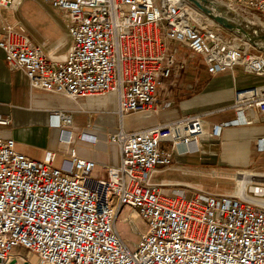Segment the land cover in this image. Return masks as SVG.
Masks as SVG:
<instances>
[{
	"label": "built area",
	"instance_id": "2783aa9c",
	"mask_svg": "<svg viewBox=\"0 0 264 264\" xmlns=\"http://www.w3.org/2000/svg\"><path fill=\"white\" fill-rule=\"evenodd\" d=\"M216 1L264 19V0ZM28 2L66 16L65 59L45 52L26 19ZM172 43L200 59L209 76L241 69L264 79V51L191 0H0V49L10 71L22 72L31 89L72 101L115 95L117 127L107 140L120 153L119 165L95 178V161L76 151L56 166V154L37 162L0 137V264H32V254L37 264H264V187L210 193L155 181L161 168L183 170L181 161L224 129L264 116V82L236 88L229 104L206 112L130 126L133 115L148 120L173 106L159 95L187 64L170 51ZM51 118L61 142L77 136L72 114ZM9 123L0 117V125ZM80 138L95 141L87 133ZM124 210V221L145 225L135 248L119 230Z\"/></svg>",
	"mask_w": 264,
	"mask_h": 264
},
{
	"label": "crops",
	"instance_id": "0c3cea01",
	"mask_svg": "<svg viewBox=\"0 0 264 264\" xmlns=\"http://www.w3.org/2000/svg\"><path fill=\"white\" fill-rule=\"evenodd\" d=\"M42 10L45 11L47 18L56 17L55 9L48 6L39 7V12ZM63 36L66 40V35L63 34ZM65 40L56 38V50H48V55L51 58H66L69 48L65 54L55 56L62 49ZM180 50L176 44H171L170 51L177 52L179 54L178 59L184 61L187 68L189 62L197 57L187 51L179 53ZM184 70L176 73L172 79L171 86L174 87L162 89L160 92V101L162 103L172 102L173 106L171 108L161 111L158 116L148 120L143 115L138 114V117H130L129 123L138 122L144 123V125H152L174 120L186 114L206 112L229 104L233 99L236 88L255 86L264 82L261 77L243 74L241 69H237L234 73L226 72L217 76H209L205 72L203 64L200 71H193L194 74L192 75L194 77L192 82L189 83ZM194 81L195 83L198 81V87L194 85ZM111 96L113 94H109L108 99L89 98L83 107L105 109ZM81 110H83L81 106H77L65 96L31 89L28 79L22 72L10 71L5 61L4 52L0 49V117L10 121L8 125H0V137L14 139L17 143V150L37 162L45 161L52 153L56 154L54 161L56 166H59L72 151H76L80 157L95 161L96 168L93 171V176L102 178L106 176L108 167H116L120 163L118 147L111 145L107 140L108 134L114 128L105 133L101 126L95 122V117H91L86 123L82 124L74 119L73 130L77 136L70 143H63L59 140L60 129L53 124L51 118L52 113L55 111L73 115L83 113ZM253 121L250 125L226 128L219 140L202 143V152L199 153L202 155L200 157H215L217 155L219 149L210 145L213 142L220 141V150L224 151L231 148L238 141H247L248 145L250 143L254 147L253 150H249L248 146L242 144L238 147L236 153L221 151V161L235 167L247 168L255 164L256 157H260V161L256 165L264 166V116L256 113ZM84 133L95 137V141L82 140L80 136ZM189 159L190 157L186 160ZM197 159L199 162L203 161H200L199 157ZM186 160L181 161V163ZM164 172H169V169L161 168L159 171V173ZM239 172H243L239 176L243 178V184L241 185L242 189L237 192H245L251 182L264 181V174L244 172V170ZM164 180L174 182L170 179ZM210 192L218 193L216 190Z\"/></svg>",
	"mask_w": 264,
	"mask_h": 264
},
{
	"label": "rangeland",
	"instance_id": "374dc122",
	"mask_svg": "<svg viewBox=\"0 0 264 264\" xmlns=\"http://www.w3.org/2000/svg\"><path fill=\"white\" fill-rule=\"evenodd\" d=\"M39 7H44V5L35 2H28L25 5V9L26 11H28V15L25 16L29 25L33 27V29H35L34 34L37 37L44 38V41L46 42L45 52L47 54H48V50L51 51L56 50L57 48L56 47L57 44L55 42L56 38H60L61 40L64 41L65 38L63 34L66 35L67 39L63 43L62 49L60 50V52L55 54V56H60L62 54H65L66 50L70 47L71 44L66 31V24H67L66 16L58 10H54L56 17L47 18L45 11L42 10L39 12ZM41 14L42 15L45 14V16L42 17ZM250 19L252 23L258 21L256 24H258L259 27L264 28V24H263L264 19L261 20L263 23L253 18ZM189 63L190 64L184 70V73L186 75L187 81L191 83L194 77V75H192L194 74L193 71H197V70L200 71L201 67L203 66V63L197 58L191 60V62ZM192 67H194L195 69H193ZM195 84L196 83L194 81V85ZM72 102L75 103L77 106H81L83 109L81 110L83 113L73 114L76 122H79L81 124L86 123L91 117H95V122L101 126L102 130L105 131V133H107L112 128L115 129L117 127V118L116 115L114 114V109L116 105L115 95L109 98V104L105 109L84 108L83 106L88 102V99H79L77 101H72ZM138 116L139 115H133L131 117L135 118ZM135 125L136 123L135 124L130 123V126L132 127H134ZM219 143L220 141L213 142L212 144H210L212 147L219 149L215 157L203 156L201 158L200 156L202 154L191 156L189 160H186L181 163V165L185 166L183 170L176 172L169 169V172L167 173L164 172L157 174L155 177V181L162 179H170L174 181L173 182L174 184L181 185L180 186L181 188H186L190 186L192 187L193 190L196 191L203 190L210 192L216 190L218 191V193H234L242 189L241 185L243 184L242 181L243 178L235 176V174L238 175L239 171L244 170V172H258L260 174H264V166L256 165V163L260 161V157H256L255 164L247 168L235 167L229 163L221 161L222 152L236 153L238 147L241 146L242 144L248 146L249 150H253L254 147L250 143L248 145L247 141H238L234 143L231 146V148H228V150H224V151L220 150L221 144ZM198 157L200 161L201 160L203 161L199 162L198 159L196 160V158ZM254 185L256 187H264V183H261L259 181L257 183H254ZM128 215H129V210H124V212L120 217L121 220L118 223L119 230L123 238L128 243V245L131 248H135L136 244L139 242L141 233L145 230V225L138 218H134L130 222L124 221L123 219L125 217H128ZM15 251L17 255L26 258L27 251L25 249H17ZM29 261L32 264H37L39 259L36 255L32 254L30 256Z\"/></svg>",
	"mask_w": 264,
	"mask_h": 264
},
{
	"label": "water",
	"instance_id": "95a60500",
	"mask_svg": "<svg viewBox=\"0 0 264 264\" xmlns=\"http://www.w3.org/2000/svg\"><path fill=\"white\" fill-rule=\"evenodd\" d=\"M191 2L223 28L244 37L255 47L264 51V43L249 32L248 24L243 21L244 17L216 0H191Z\"/></svg>",
	"mask_w": 264,
	"mask_h": 264
},
{
	"label": "bare ground",
	"instance_id": "6f19581e",
	"mask_svg": "<svg viewBox=\"0 0 264 264\" xmlns=\"http://www.w3.org/2000/svg\"><path fill=\"white\" fill-rule=\"evenodd\" d=\"M256 20H259V19H256ZM243 21H245L248 24V26L250 28L249 32L253 35V37H255L256 39H259L260 41H262L264 43V28L259 27V25L256 24L258 21L255 22V23H252L250 18H244ZM259 21L261 23H263L261 20H259ZM141 115H143L145 117V119L148 117V115H145V114H141ZM241 173H243V172L238 173L237 177H239ZM259 182L264 183V181H259ZM252 183H257V182L249 183V185H248V187H247L245 192H247L248 190L255 191L257 189L255 185L254 186H250ZM258 189H260V188L258 187ZM261 190L264 193V188L261 189Z\"/></svg>",
	"mask_w": 264,
	"mask_h": 264
}]
</instances>
